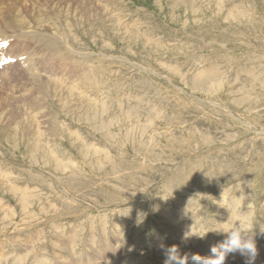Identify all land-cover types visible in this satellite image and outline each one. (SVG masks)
I'll return each mask as SVG.
<instances>
[{"label": "rangeland", "instance_id": "374dc122", "mask_svg": "<svg viewBox=\"0 0 264 264\" xmlns=\"http://www.w3.org/2000/svg\"><path fill=\"white\" fill-rule=\"evenodd\" d=\"M9 8L20 31L76 53L61 47L58 94L38 37L0 36V63L17 59L0 70L15 112L0 113V264H163L172 245L196 264L240 221L264 264V0H0Z\"/></svg>", "mask_w": 264, "mask_h": 264}, {"label": "bare ground", "instance_id": "6f19581e", "mask_svg": "<svg viewBox=\"0 0 264 264\" xmlns=\"http://www.w3.org/2000/svg\"><path fill=\"white\" fill-rule=\"evenodd\" d=\"M15 1V0H14ZM57 2V1H56ZM52 3V2H51ZM7 12V11H6ZM6 12L5 11H0V36H2V38L4 37L5 39H8L9 38V33H14V35L15 34H21V35H19V37H24V38H29V37H31L32 35L33 36H36V38L38 37V41L37 40H35V42L39 45V46H41V50H43V51H45V53H43L44 55L42 56L43 57V60H42V63L43 64H45V65H50V68L48 69V68H46V70H50L49 72L47 71V76H53V78H54V80L59 84V86L57 87H54L53 88V90H56L55 92L56 93H58V94H60V93H62L63 91H64V86H65V82H64V78H60V77H57L58 76V74H57V72H55V70H54V68H55V66H54V63L56 62V60H58L57 58H63L64 56L66 57V56H72V55H74L76 52H74L73 50H72V48H70L68 45H70V43H69V40H68V38H66L65 40L63 39H61V41H59L58 40V38H55V37H57V36H53V37H51V38H45V37H43L44 35L43 34H41V33H39V32H24V31H20V27L18 26V24H19V20H15V19H12V18H16L15 16H16V14H15V16L11 13V11H10V8H9V13L8 14H6ZM86 15H88V14H85V13H83V17H85ZM87 17V16H86ZM92 17V16H91ZM17 19V18H16ZM88 19V18H87ZM96 22V21H95ZM21 25H26L25 23H22ZM78 32V31H77ZM104 33V32H103ZM65 34V33H64ZM105 34V33H104ZM50 35V34H49ZM53 35V34H52ZM80 35V34H79ZM46 36H48V35H46ZM65 36V35H64ZM16 37H17V35H16ZM237 37V36H236ZM14 38V37H13ZM48 39V40H47ZM5 41V40H4ZM10 46V45H9ZM24 46V45H23ZM62 46H64V50L66 51L65 52V54H64V56H63V53H64V51H62V49H61V47ZM11 47H13V46H11ZM10 47V48H11ZM7 51V50H6ZM11 51V50H10ZM27 51H29V50H27ZM27 51H25V52H27ZM15 52V51H14ZM24 52V53H25ZM35 52V51H34ZM2 53V52H1ZM4 53V52H3ZM30 53V52H29ZM36 53V52H35ZM38 53V52H37ZM19 54V53H18ZM30 55V54H29ZM36 55H38V54H36ZM79 55V54H78ZM20 56V55H19ZM31 56V55H30ZM30 56H28L27 55V57H30ZM81 56H83V55H81ZM84 56H87V55H84ZM26 57V58H27ZM34 57V56H33ZM32 57V59H34ZM15 58V57H14ZM36 58V57H35ZM39 58V57H38ZM22 59V58H21ZM31 60V59H30ZM41 60V59H40ZM39 60V61H40ZM126 60V59H125ZM33 61V60H32ZM29 63H31V61H29ZM31 65H33V64H31ZM34 66V65H33ZM28 67H29V65H28ZM7 68V67H6ZM63 68V67H62ZM30 70V69H29ZM62 70V69H61ZM42 71V70H41ZM208 71V70H207ZM21 72H22V70H21ZM62 72H63V74L61 75V76H65L64 75V73H65V70L63 69L62 70ZM214 72V71H213ZM15 73V72H14ZM25 73V72H24ZM32 73V72H31ZM31 73H29V74H31ZM59 73V72H58ZM9 74V73H8ZM17 74H20L19 72L17 73ZM78 74H80L78 71L76 72V73H74L73 75H71V77L72 78H77V76H78ZM32 75V74H31ZM34 76V75H33ZM42 76V75H41ZM41 76L40 75H38V76H35V77H33L34 79L33 80H39L40 81V79H41ZM60 76V75H59ZM20 77V76H19ZM18 77V78H19ZM31 77V76H30ZM46 77V76H45ZM46 78H48V77H46ZM89 78V77H88ZM11 79H13V77L12 78H10V76H9V80H10V82H11ZM51 80V79H50ZM9 82V83H10ZM13 82V81H12ZM89 82V81H88ZM1 83V82H0ZM14 83L15 84H17V85H15V87L16 88H18L19 87V85H18V83H16L15 81H14ZM68 83V82H67ZM1 84H3V83H1ZM31 84V83H30ZM45 84V83H44ZM1 87H3L2 85H1ZM7 87V86H6ZM9 87V86H8ZM45 87V86H44ZM36 88V87H35ZM49 88V87H48ZM76 88V87H75ZM3 89V88H2ZM5 89V88H4ZM10 89V88H9ZM31 89H33V88H31ZM72 89V88H71ZM17 90H19L20 91V89L18 88ZM45 91V90H44ZM52 91V90H51ZM74 91V90H73ZM46 92V91H45ZM71 92H72V90H71ZM10 93H12V92H10ZM14 93V92H13ZM65 93V92H64ZM75 93V92H74ZM16 94V93H15ZM28 94V93H27ZM27 94H26V96H27ZM38 94H39V92H38ZM49 94V93H48ZM14 95V94H13ZM22 95V94H21ZM36 95V94H35ZM40 95V94H39ZM38 95V98L41 96H39ZM57 95V94H56ZM37 96V95H36ZM43 97V96H42ZM29 98H31V97H29ZM49 98V97H48ZM86 98V97H85ZM8 97H6L5 98V100H1L0 101V106H1V112L0 113H2V116L1 117H3V115L5 114V113H8V115H6V119H10L11 118V116L12 115H15V112L12 110V107H11V105L8 103ZM33 99V98H32ZM29 100V99H28ZM36 100V102H37V99H35ZM33 101V100H32ZM25 102H27V100H25ZM203 103V102H202ZM209 103V102H208ZM32 104H34V103H32ZM6 111V112H5ZM5 112V113H4ZM10 112V113H9ZM32 118H33V116H32ZM27 119H28V117H27ZM22 130L24 131V129L22 128ZM42 136V135H41ZM87 153V152H86ZM250 214V213H249ZM237 216V215H236ZM246 216V215H245ZM230 218H231V216H230ZM234 219H235V217H234ZM233 220H226V224H225V227L227 228L228 226H230L229 224H231V222H232ZM233 226V225H232ZM231 227V226H230ZM183 228H184V226H183ZM181 229V228H180ZM179 229V230H180ZM224 229V228H223ZM228 230V229H227ZM189 231V230H188ZM190 233H192V232H190ZM66 234V233H65ZM69 236V235H68ZM182 236V235H181ZM65 237V236H64ZM75 237V236H74ZM66 238V237H65ZM69 238H70V236H69ZM73 238V237H72ZM180 238V237H179ZM93 239V238H92ZM117 239V238H116ZM182 239V238H181ZM214 239V238H213ZM62 240V239H61ZM64 240V239H63ZM62 240V241H63ZM67 240V239H66ZM91 240V239H90ZM94 240V239H93ZM138 240V239H137ZM68 241H70L69 239H68ZM73 241V240H72ZM120 241V240H119ZM118 241V242H119ZM210 241V240H209ZM79 242V241H78ZM113 242V241H112ZM111 242V243H112ZM183 242V241H182ZM73 243V242H72ZM75 243V242H74ZM73 243V244H74ZM68 244V243H67ZM75 244H77V243H75ZM113 244V243H112ZM117 244V243H116ZM186 245V244H185ZM217 245V244H216ZM70 246V245H69ZM76 246V245H75ZM78 246V245H77ZM218 246V245H217ZM73 247V246H72ZM108 247V246H107ZM113 247V246H112ZM133 247V246H132ZM212 247H215V240L213 241L212 240V242H211V249H212ZM28 248V247H27ZM51 248V247H50ZM104 248V247H103ZM111 248V247H110ZM167 248V247H166ZM107 250H108V248H106ZM35 250V249H34ZM160 250V249H159ZM209 250V249H208ZM40 251H41V249H40ZM182 251V250H181ZM209 252V251H208ZM207 252V253H208ZM39 253V252H38ZM37 253V254H38ZM132 253V252H131ZM4 254H6V253H4ZM3 254V255H4ZM26 254V253H25ZM44 254V253H43ZM113 254V253H112ZM12 255V254H11ZM42 255V254H41ZM92 255V254H91ZM114 255H116V254H114ZM130 256V255H129ZM11 257V256H10ZM40 257V256H39ZM48 257V256H47ZM95 257V256H94ZM41 258V257H40ZM39 258V259H40ZM49 258V257H48ZM129 258V257H128ZM11 259V258H10ZM45 259H47V258H45ZM137 260V259H136ZM39 262V261H38ZM228 262V261H227ZM227 262H225L226 264H227ZM127 263H129L126 259L125 260H123V264H127ZM144 263V262H143ZM229 263V262H228ZM77 264V263H76ZM193 264V263H192Z\"/></svg>", "mask_w": 264, "mask_h": 264}, {"label": "clouds", "instance_id": "9594fccd", "mask_svg": "<svg viewBox=\"0 0 264 264\" xmlns=\"http://www.w3.org/2000/svg\"><path fill=\"white\" fill-rule=\"evenodd\" d=\"M249 223L250 221H240L228 230H223L227 233V238L222 244L219 245V247H212V256L202 257L199 254H193L191 256V260L195 261L196 264H225V261L229 255L239 253L241 256L246 257L245 264H255V260L258 255V248L255 240V235L249 234ZM209 231L202 235H190V231H188L184 233L182 239L184 241H187L192 236L203 238ZM151 233H155V229H152ZM161 247L165 249L163 245H161ZM165 254L166 259L164 260L163 264H187V261L189 259L187 253L181 256L177 245L167 247L165 249Z\"/></svg>", "mask_w": 264, "mask_h": 264}]
</instances>
